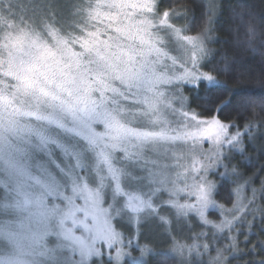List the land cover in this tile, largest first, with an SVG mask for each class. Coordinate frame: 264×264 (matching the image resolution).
Here are the masks:
<instances>
[{"label": "snow or ice", "instance_id": "obj_1", "mask_svg": "<svg viewBox=\"0 0 264 264\" xmlns=\"http://www.w3.org/2000/svg\"><path fill=\"white\" fill-rule=\"evenodd\" d=\"M178 19L186 6L160 0H0V264H148L157 229L178 264H203L223 235L208 264H226L238 225L251 233L256 189L242 203L233 161L264 116L243 131L219 118L244 107L218 78L233 69L213 66L210 19L195 35ZM230 185L229 209L216 197Z\"/></svg>", "mask_w": 264, "mask_h": 264}, {"label": "trees", "instance_id": "obj_2", "mask_svg": "<svg viewBox=\"0 0 264 264\" xmlns=\"http://www.w3.org/2000/svg\"><path fill=\"white\" fill-rule=\"evenodd\" d=\"M184 5L187 8V20L173 21L178 26L186 22L190 25V34L195 35L200 32L209 20L210 11L207 0H160L161 10ZM218 15L214 22L208 25L213 36L210 49L213 50V66L221 62L226 56L227 63L233 71L229 75H218V78L225 81L229 88L237 90L235 99L240 101L244 107L240 112L234 107L227 109L219 116L225 122L229 118L237 125L243 127L245 118L255 111L259 116H264V0H218ZM250 12L251 17L241 15ZM251 19L256 25L255 40L250 41L246 23ZM222 66V65H221ZM204 71H211V67H204ZM215 74V73H214ZM197 111H201L197 109ZM254 136L246 138L245 150L249 159H245L240 153H235L236 159L233 161L239 165V170L250 178L247 185L249 191L256 189V203L251 207L256 208L250 221L253 223L251 233L246 227L240 226L238 234V250L235 253L229 251L226 257V264H260L264 259V245L259 243L264 240V231L261 230L262 214L260 209H264V121L257 120V126L252 129ZM242 183V181H241ZM235 185H230L221 191L216 200L226 206L232 207L236 196L231 189ZM250 193V192H249ZM252 196L253 193L251 192ZM215 220L220 216L212 214ZM204 226L198 227L202 230ZM247 237V242H245ZM168 245V244H167ZM253 245L256 247L253 248ZM165 246V245H164ZM170 245L157 249L154 254L147 258L148 264H178L176 257L165 252ZM158 248V247H157ZM230 254V255H228ZM203 264H208V261Z\"/></svg>", "mask_w": 264, "mask_h": 264}, {"label": "rangeland", "instance_id": "obj_3", "mask_svg": "<svg viewBox=\"0 0 264 264\" xmlns=\"http://www.w3.org/2000/svg\"><path fill=\"white\" fill-rule=\"evenodd\" d=\"M207 3H208V6H209V11H210L209 19L212 22H214V20L217 18V15H218V9H219L218 8L219 7L218 6V0H207ZM178 20L182 21L183 19H178ZM212 40H213V36L210 33V31H209L207 36L205 37V42L207 44V47H209V48L211 47L209 45H211L210 43H211ZM240 128H241V131H243V127H240ZM231 131H234V129H232ZM251 132H252V137H253L254 134H255V131L251 130ZM247 137L249 138V136H247V135H245V137H244V146H245V140H246ZM203 147H204V149H208L210 147V144L208 142H205L203 144ZM249 187H250V185L246 184L244 189H243V191H242V193H241L242 203H247L248 200H253V196L251 194V192L253 193V191H249V189H250ZM235 196H236V194H235ZM165 197H166V194H165ZM236 201H237V196H236L235 202ZM255 203H256V199L254 198L253 204H255ZM230 208H232V207H230ZM252 209H253V207H251V204H248V209L245 212V216L247 217V220H249V221H250L251 217L254 214V212L251 211ZM168 214L171 215V213H168ZM212 214H217V215L220 216V219H222V216H221V214H220V212L218 210L210 209L209 210V218L214 220V221H219L220 219L219 220H215L214 217L212 216ZM197 223H198V221H194L192 227L194 228V231L199 232V231H201V229L197 230L198 229V227L196 226ZM238 228H239V232H240V230H241L240 225H238ZM202 230L203 231H208V232L212 231L211 226H204ZM150 235H151V240L149 242L151 244V247L154 249L152 254L156 253L158 251L157 249L160 250V249H163V247H166V246L170 245V247L167 250H165V252L167 254L171 255V256H174V255L170 254V252H169V250L171 248L172 241L169 238V236L164 232L163 229H157V230L153 231L152 233H150ZM172 235L175 236L177 240L187 241V242L190 243L191 241L188 240V237L193 235V232L189 231V227L188 226L174 225L173 228H172ZM233 235H237V233L234 232ZM237 239H238V235H237ZM144 242L145 241H143V240L141 241V243H144ZM227 243H228V240L225 239L224 236L222 235L221 236V242L218 243L217 245L213 246V250H211L209 254H205L200 259L204 260V261H208L209 260V255L213 256V257L216 256V252L214 250L215 247L223 248ZM231 252L235 253V251H231ZM227 253L228 252H225L224 255H226ZM133 255L139 256L140 253H139V251H136V252L133 253ZM228 255H230V254H228ZM177 260H178V258H177Z\"/></svg>", "mask_w": 264, "mask_h": 264}]
</instances>
